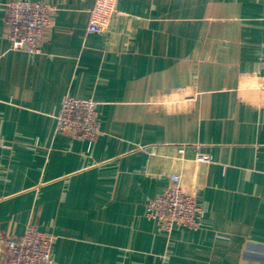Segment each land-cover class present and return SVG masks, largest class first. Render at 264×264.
Returning a JSON list of instances; mask_svg holds the SVG:
<instances>
[{
    "label": "crops",
    "instance_id": "1",
    "mask_svg": "<svg viewBox=\"0 0 264 264\" xmlns=\"http://www.w3.org/2000/svg\"><path fill=\"white\" fill-rule=\"evenodd\" d=\"M9 1L54 8L39 54L10 50ZM94 1L0 0V264L27 227L54 264H264V0H118L88 33ZM66 95L94 142L55 132ZM170 175L196 231L145 216Z\"/></svg>",
    "mask_w": 264,
    "mask_h": 264
},
{
    "label": "built area",
    "instance_id": "2",
    "mask_svg": "<svg viewBox=\"0 0 264 264\" xmlns=\"http://www.w3.org/2000/svg\"><path fill=\"white\" fill-rule=\"evenodd\" d=\"M118 0H95L89 12L88 33H99L116 12ZM54 8L46 3L9 1L5 5L3 37L10 50L39 54L50 27ZM55 132L72 139L94 142L100 135L97 103L90 99L64 96L55 116ZM153 153V146H142ZM185 147L178 146L182 155ZM145 216L167 235L174 228L196 231L201 227L202 211L193 194L183 192L177 175H170L169 185L145 204ZM55 236L27 227L18 238L3 240L7 264H54Z\"/></svg>",
    "mask_w": 264,
    "mask_h": 264
}]
</instances>
